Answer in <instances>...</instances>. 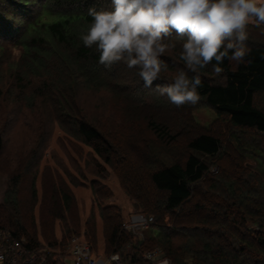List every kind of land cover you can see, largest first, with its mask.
<instances>
[{
  "label": "trees",
  "instance_id": "16d2710c",
  "mask_svg": "<svg viewBox=\"0 0 264 264\" xmlns=\"http://www.w3.org/2000/svg\"><path fill=\"white\" fill-rule=\"evenodd\" d=\"M91 7L110 9L111 0H0V48L19 49L31 77L44 78L55 123L92 148L136 213L153 217L157 234L145 239L125 231L121 209L100 205V248L94 213L92 222L82 226L69 185L56 175L48 181L36 219L37 172H29L35 151H30L29 164L20 158L6 173L0 229L23 251L44 256L46 264H58L73 238H82L92 253L117 254L123 264H153L142 256L155 248L170 264H264V105L259 101L264 98V25L249 26L245 63L237 66L225 59L220 76L211 64L201 70L197 106L209 107L217 118L213 130H206L195 123L190 109H171L167 96L156 91L157 85L173 82L167 73L185 67L183 39L169 38L178 49L174 57H162L169 71L146 88L137 68L124 62L106 68L99 64L95 46H84L80 36L91 22ZM17 74L21 81L22 73ZM79 86L104 90L124 103L122 112L110 114L122 126L107 123L110 115L100 117L99 127L90 124L75 102ZM138 120L166 146L182 138L183 149L164 160L161 152L142 148ZM3 149L0 134V159ZM104 167L97 172L100 182L90 186L94 203L112 196L101 182L108 177Z\"/></svg>",
  "mask_w": 264,
  "mask_h": 264
},
{
  "label": "rangeland",
  "instance_id": "374dc122",
  "mask_svg": "<svg viewBox=\"0 0 264 264\" xmlns=\"http://www.w3.org/2000/svg\"><path fill=\"white\" fill-rule=\"evenodd\" d=\"M170 42L176 44L174 39H171ZM177 50L174 48L165 55L174 57ZM21 59V51L19 49H14L8 45L0 48V134L4 144L0 159V205L3 203L8 188L6 173H8L10 168L14 167L13 162L21 158L24 165H26L30 159V151H35L31 164L28 163L30 165L29 172L31 174L37 172L35 187L38 203L34 209V217L36 219L40 217L43 194L48 189L49 179L51 181V178L56 175L69 185L75 198L76 213L82 226L86 220L90 221V223L92 222L90 216L94 213L98 245L101 248L102 224L99 220L98 206L112 205L120 208L123 224L132 214L136 213L134 204L121 191L116 179L111 174V170L106 166L104 167L92 148L64 133L55 123L50 102L48 101L47 84L44 82V78L41 76L31 77L32 74L25 68ZM17 72L22 73L21 81H19ZM167 74L171 78L175 75ZM75 91V102L87 114L85 119L92 125L96 122L98 127L101 126L102 124H99V121L102 122V118L100 117L105 118L112 113L122 112V109L125 108L124 103H120L104 90L94 92L79 86ZM259 101L261 105H264V98L259 99ZM183 107H177L176 111L179 108L183 111L190 109V114L199 127L213 130V123L217 118L212 109L202 105L197 106V104L184 105ZM174 108L176 106L173 105L171 109ZM113 115H110L113 119H108L107 123L111 124V122H114L121 127V121L120 124H117L118 116L113 117ZM139 117L141 116L139 115ZM136 122L138 123L137 134L140 143L144 142L141 144L142 148L148 151L151 148L150 151L161 152L164 160L170 159L175 153H180L181 149H183L180 143L183 140L182 138L177 143L167 144L166 146V141L159 142L155 134L147 132V130L144 131L140 120ZM38 143L41 144L37 147ZM176 145L179 147H176ZM250 165L253 167L255 162L250 161ZM101 167L105 169L104 176L108 173L106 180H101V182L107 185L112 196L109 199H100L99 202L96 201L94 203L97 198L92 195L90 186L92 182H100L97 172L101 171ZM253 170L257 171V167L256 169L253 167ZM214 171L215 169L212 172ZM74 183H77L79 187H72ZM58 225L61 227L59 222L56 221L57 235L59 233ZM140 234L145 239H148L154 237L157 234V230L149 226L141 229ZM99 254L101 253L99 252Z\"/></svg>",
  "mask_w": 264,
  "mask_h": 264
},
{
  "label": "clouds",
  "instance_id": "9594fccd",
  "mask_svg": "<svg viewBox=\"0 0 264 264\" xmlns=\"http://www.w3.org/2000/svg\"><path fill=\"white\" fill-rule=\"evenodd\" d=\"M88 16L91 22L80 36L84 46H95L99 64L106 68L119 62L137 68L146 88L169 71L162 59L176 47L169 38H182L185 67L172 83L156 87L159 95L181 107L200 102V73L208 65L220 76L225 59L237 66L246 62L248 28L264 25V0H111L110 9L91 7Z\"/></svg>",
  "mask_w": 264,
  "mask_h": 264
},
{
  "label": "built area",
  "instance_id": "2783aa9c",
  "mask_svg": "<svg viewBox=\"0 0 264 264\" xmlns=\"http://www.w3.org/2000/svg\"><path fill=\"white\" fill-rule=\"evenodd\" d=\"M154 223L151 216L140 213L132 214L122 227L125 231L142 238L140 230ZM143 260L153 264H170L162 252L155 248L142 256ZM46 264L44 256L28 254L12 242L8 233L0 229V264ZM58 264H123L117 254L104 257L102 254L92 253L90 247L82 238H73L69 250Z\"/></svg>",
  "mask_w": 264,
  "mask_h": 264
}]
</instances>
